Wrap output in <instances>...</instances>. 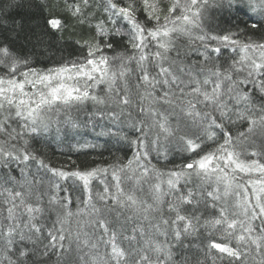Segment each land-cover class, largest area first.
I'll return each instance as SVG.
<instances>
[{
	"label": "snow or ice",
	"instance_id": "snow-or-ice-1",
	"mask_svg": "<svg viewBox=\"0 0 264 264\" xmlns=\"http://www.w3.org/2000/svg\"><path fill=\"white\" fill-rule=\"evenodd\" d=\"M56 7L46 67L0 15V264H264V0Z\"/></svg>",
	"mask_w": 264,
	"mask_h": 264
},
{
	"label": "trees",
	"instance_id": "trees-1",
	"mask_svg": "<svg viewBox=\"0 0 264 264\" xmlns=\"http://www.w3.org/2000/svg\"><path fill=\"white\" fill-rule=\"evenodd\" d=\"M39 0H0V3L6 5H12L11 7H5L0 11V15L7 19V25L12 26L15 22V31L8 33L16 41V47L18 50L25 52L35 51L34 59L37 67L51 66L52 61L48 59L51 55V51H54L52 47L56 43V37L45 34V19L53 17L64 18L65 14L61 8L56 7L59 0H47V7L43 11L38 10L35 5ZM19 5V6H17ZM225 20L232 21L233 23H239L241 27L244 26V22L249 20V16L244 12L238 14L234 13L232 16L225 14ZM69 27L73 25V21L68 20ZM22 26V27H21ZM79 31V28L76 29ZM48 31H51L50 29ZM17 33L19 36L17 38ZM59 35V34H58ZM69 32L63 33L65 39H67ZM43 53V55H41ZM79 139V138H77ZM82 143L83 140L81 139ZM77 143L76 139H69L62 144L52 142L46 146V152L51 158L54 164L65 163L71 158L75 160L81 167L93 166L96 163H107L121 153L117 152L114 147L107 146L106 148H98L95 150L88 149L82 152H76L71 150V146ZM179 162V157L176 158Z\"/></svg>",
	"mask_w": 264,
	"mask_h": 264
}]
</instances>
